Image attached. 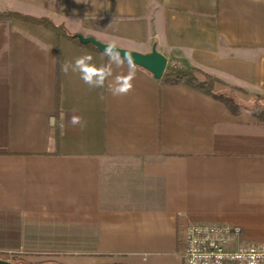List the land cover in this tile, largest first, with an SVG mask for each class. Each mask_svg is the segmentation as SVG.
<instances>
[{"label":"crops","instance_id":"1","mask_svg":"<svg viewBox=\"0 0 264 264\" xmlns=\"http://www.w3.org/2000/svg\"><path fill=\"white\" fill-rule=\"evenodd\" d=\"M0 12L156 50L264 95V0H0ZM85 54L108 62L41 25L0 20V259L185 264L189 224L238 226L242 242L264 245V125L139 66L133 90L114 96L126 63L90 88L61 67Z\"/></svg>","mask_w":264,"mask_h":264},{"label":"built area","instance_id":"2","mask_svg":"<svg viewBox=\"0 0 264 264\" xmlns=\"http://www.w3.org/2000/svg\"><path fill=\"white\" fill-rule=\"evenodd\" d=\"M241 237L242 229L230 224L186 225L185 264H264V245L244 243Z\"/></svg>","mask_w":264,"mask_h":264},{"label":"trees","instance_id":"3","mask_svg":"<svg viewBox=\"0 0 264 264\" xmlns=\"http://www.w3.org/2000/svg\"><path fill=\"white\" fill-rule=\"evenodd\" d=\"M20 19L25 22H30L34 24L41 25L45 28L56 33L58 37H67L82 46L91 47L94 50L99 51L98 48L91 44H82L75 35L70 34L65 27L58 26L54 24L49 19H38L31 18L27 16H22L12 12H0V20L8 21L10 19ZM162 84L166 85H180L186 84L193 88L194 90L208 95L220 102H222L234 115H240V102L244 101L241 98L240 92L247 94L248 92L243 91L240 87H235L225 80L214 76L198 67H193L191 69L177 68L172 65H168L164 73V76L159 80ZM224 89H220L222 87ZM235 96H232V94ZM233 94V95H234ZM245 102V101H244ZM249 102H252V116L256 118L260 124L264 125V95L255 94L251 96ZM13 264H28L25 261L14 259Z\"/></svg>","mask_w":264,"mask_h":264},{"label":"clouds","instance_id":"4","mask_svg":"<svg viewBox=\"0 0 264 264\" xmlns=\"http://www.w3.org/2000/svg\"><path fill=\"white\" fill-rule=\"evenodd\" d=\"M121 50L116 42H109L106 44L103 52L108 60L106 64L97 66L92 63L93 56L91 54H85L76 58L72 65L64 63L61 66L62 71L67 73L71 67L72 71L80 74V79L90 88H102L105 87V81L113 76V65L117 68H122L126 63L128 68L127 73L116 75L114 86L110 90L114 96L127 95L134 87L132 82L136 76L137 63L134 60L132 52L124 51L122 56ZM52 119L54 122V118ZM69 123L73 126L79 125L83 127L85 122L83 117L73 114ZM237 259H242V257H237Z\"/></svg>","mask_w":264,"mask_h":264},{"label":"water","instance_id":"5","mask_svg":"<svg viewBox=\"0 0 264 264\" xmlns=\"http://www.w3.org/2000/svg\"><path fill=\"white\" fill-rule=\"evenodd\" d=\"M76 38L84 45L91 44L94 47L98 48L100 52H104L106 48V44L97 41L95 38L92 37H84L82 35H77ZM124 51L130 50H121V55L123 56ZM132 52L135 62L137 66L145 69L149 73H151L156 80H161L164 76V73L167 69L168 62L167 59L160 54L158 51L154 50L152 54L143 55L137 52ZM0 264H13L11 261L2 260L0 259Z\"/></svg>","mask_w":264,"mask_h":264},{"label":"rangeland","instance_id":"6","mask_svg":"<svg viewBox=\"0 0 264 264\" xmlns=\"http://www.w3.org/2000/svg\"><path fill=\"white\" fill-rule=\"evenodd\" d=\"M243 91H246V90H244V89H242ZM247 92V91H246ZM234 94V93H233ZM232 94V96H235V94L233 95ZM256 93H254V92H249V93H247V94H244V93H242V92H240V95H241V98L245 101H241L240 102V110H241V113H240V115L241 116H252V102H249V100L251 99V96L252 95H255ZM249 97V98H248ZM14 259H17L16 257H8V260L7 261H11L12 263H13V260Z\"/></svg>","mask_w":264,"mask_h":264}]
</instances>
